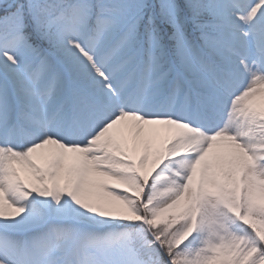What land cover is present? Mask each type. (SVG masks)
<instances>
[{"label": "snow or ice", "instance_id": "snow-or-ice-1", "mask_svg": "<svg viewBox=\"0 0 264 264\" xmlns=\"http://www.w3.org/2000/svg\"><path fill=\"white\" fill-rule=\"evenodd\" d=\"M0 264H264V0H0Z\"/></svg>", "mask_w": 264, "mask_h": 264}]
</instances>
